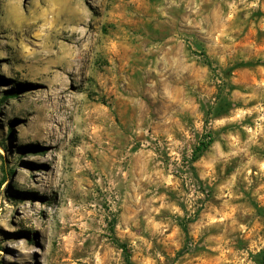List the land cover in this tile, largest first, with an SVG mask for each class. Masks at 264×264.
I'll return each mask as SVG.
<instances>
[{
	"label": "rangeland",
	"instance_id": "374dc122",
	"mask_svg": "<svg viewBox=\"0 0 264 264\" xmlns=\"http://www.w3.org/2000/svg\"><path fill=\"white\" fill-rule=\"evenodd\" d=\"M116 239L264 264V0H0V264Z\"/></svg>",
	"mask_w": 264,
	"mask_h": 264
},
{
	"label": "trees",
	"instance_id": "16d2710c",
	"mask_svg": "<svg viewBox=\"0 0 264 264\" xmlns=\"http://www.w3.org/2000/svg\"><path fill=\"white\" fill-rule=\"evenodd\" d=\"M209 143L202 142L199 146H197L196 151H203ZM116 243L121 247L124 253L125 260L127 264H136L132 259V253L129 248V245L126 242H122L119 239H116Z\"/></svg>",
	"mask_w": 264,
	"mask_h": 264
}]
</instances>
